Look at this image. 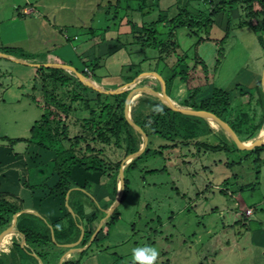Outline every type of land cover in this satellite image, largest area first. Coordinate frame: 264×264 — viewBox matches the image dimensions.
Listing matches in <instances>:
<instances>
[{
  "label": "rangeland",
  "instance_id": "1",
  "mask_svg": "<svg viewBox=\"0 0 264 264\" xmlns=\"http://www.w3.org/2000/svg\"><path fill=\"white\" fill-rule=\"evenodd\" d=\"M204 2L205 0H193L194 4H202L205 7ZM171 10L170 15L179 11L175 13L174 8ZM217 15L216 22L207 24V28L211 27L208 31H199L201 36L216 37L217 34H214L211 29H221L226 36L224 39L230 33L221 45L220 40L206 41L201 44V46L205 45L201 47L199 55L210 68L211 90L213 86L234 95L239 92L237 94L239 98L237 96L232 98L233 118L237 116V111L240 113L248 111L250 120L257 122L262 115L261 107L256 100L257 96L253 98L251 106H248L250 95L248 92H242L250 89L255 91L262 78L264 47L259 36L264 38V30L255 32L251 26L237 28L235 19L231 24L227 20L228 17L230 20L232 18L230 11L218 12ZM223 15L226 19H223ZM220 21L222 23H219ZM158 28L162 33L161 38H168L170 26H163L160 23ZM187 33L188 28L180 29L177 40L181 50H185L183 53L189 55L188 65L193 70L195 49L193 47L189 50V48L191 43L196 42L198 36L191 37ZM154 50L153 47L146 49L142 56H149ZM174 55L172 53L162 58L171 65L170 68L177 64V57ZM201 68V66L198 68L200 73ZM144 80L141 85L150 84L152 81L148 78ZM239 83L245 88L241 93L237 89ZM16 89H18L16 84L12 85L7 81L4 90L0 93L6 91L4 96L8 98L7 93H10L12 98L17 93ZM79 92L85 98L96 99V93L84 90L83 87L79 89ZM168 92H171V84ZM209 92V85L205 86L204 94ZM58 94L61 96L62 91L59 90ZM64 97L67 101L70 99L66 98L67 95ZM138 99L133 106L138 103ZM92 103L96 105L95 102ZM76 105L78 113L73 116V121L77 117H82L83 111H86L85 104L84 106ZM1 109L0 106V111ZM32 109L36 111L37 108L32 107L29 110ZM44 113V108L37 109L36 117L40 118L39 121ZM29 116L30 113H24L23 109L12 111L7 117L0 114V144H10L11 139L25 138L22 142H16V145L12 143L14 151L17 152L24 151L26 143L28 145L34 143L26 142L27 139H31L32 129L36 124L30 121ZM250 125L251 122L247 123V127ZM200 130L204 135L198 137L196 141L207 139L214 145L220 142L218 138L210 135L206 122H201ZM81 131L80 125L71 126V136ZM217 131L224 133L222 129ZM152 141L150 144L152 149H158L159 144L167 143L166 140L158 137H154ZM104 147L105 160L121 159L123 161L126 157L123 151H118L112 145H104ZM31 156L33 153L28 157L31 158ZM129 165L127 164L126 168ZM23 172L24 175L28 174ZM126 176L129 180V188L124 201L117 209L120 212L119 218L111 226L104 225L106 237L96 241L83 255H79L82 263L89 256L101 252L98 258L100 264H131L132 249L144 245L158 249L159 256L154 264H246V259L255 254L262 258L264 263V254L261 256L262 246L253 241L250 232H247L249 229H264V149L259 152L240 149L206 152L205 147L191 143L163 149V154H156L152 150L138 162L136 168L127 170ZM102 181L103 186L107 187L111 178L103 176ZM70 190L72 192L73 189ZM89 190L88 188L82 190L85 193L82 195V200L85 203L84 210L87 215L89 211H96L94 204L90 202ZM114 200L116 199L109 196L106 201L101 200L99 205L104 210L107 209L104 205L109 203L111 206ZM240 200H243L245 204ZM10 201L13 204L18 203L15 199ZM247 207L256 209L253 216H246ZM37 216L39 219L45 218L42 215ZM104 217L102 216L101 220ZM111 217L107 222L111 220ZM98 226L99 224L96 228ZM50 229L53 233L52 226ZM240 232L247 234L240 237ZM17 236L21 238L18 234ZM235 240L239 241L237 245H234ZM229 241L230 244H228ZM99 242L102 245H99ZM228 245L230 246L227 247ZM12 249V242L2 247L0 257L6 264H12V259H20L19 256L11 253ZM106 256L110 257L111 263L105 261Z\"/></svg>",
  "mask_w": 264,
  "mask_h": 264
},
{
  "label": "trees",
  "instance_id": "2",
  "mask_svg": "<svg viewBox=\"0 0 264 264\" xmlns=\"http://www.w3.org/2000/svg\"><path fill=\"white\" fill-rule=\"evenodd\" d=\"M237 1L247 5V16L250 21L245 23L251 26L255 32L263 31L264 0H235L234 3ZM219 8L215 10V13L220 12L225 7L220 6ZM162 17L160 16L156 21L144 23L142 26L137 27L136 42L141 44L142 47L157 48L165 56H170L172 53L176 55L177 64L171 68L172 72L169 75L168 83L180 77L183 82L188 84L189 96L184 105L207 109L216 113L234 128L242 140L254 138L264 126V90L261 80L255 91H247L250 95L248 106H251L253 98L257 96V103L262 110L261 119L257 122L250 120L248 111L243 113L237 111V116L233 118L234 113H231L232 98L236 97L238 93L234 95L229 91L214 87L211 95L197 101L196 97L204 91V87L211 85L209 68L200 57L198 50L202 43L213 40L210 37L201 36L199 31L207 27V24L212 23L213 19L205 13L194 15L187 9L174 18L169 19L166 14H163ZM254 20L256 22H253ZM164 21L171 28L168 38L161 40L158 37L160 35L158 25ZM181 28H188L190 35L198 36L194 44L195 67L193 70L188 65L189 55L187 53H179L180 44L177 40V35ZM259 39L264 47L263 36H259ZM224 40L219 41L220 45ZM200 66L202 67L201 73L198 70ZM38 72L43 81L42 89L45 101L42 104L37 96H33L32 99L41 108L45 109V113L43 118L34 125L31 139L26 141L34 142L41 148L55 152L54 175L58 181L53 187L48 184H40L31 188L34 190L46 189L49 191L50 196L60 195L64 200L68 191L73 189L70 205L78 216L74 217L67 207L65 208L64 217L52 222L49 219L45 221L43 220L44 218H40V220L36 214L30 212L22 213L18 216L17 228L25 235L26 241L32 250H35L37 255L44 262H47L53 256L52 250L54 248L61 249L60 251L64 253L67 248L61 247V244L71 243L79 239L81 235L80 224L84 225L86 229L85 237L81 243V246H84L94 232V230L89 229H96L101 217L105 216L104 210L99 205L101 204L100 201L92 197L96 184L103 187V190H106L112 199L117 197L118 177L122 160H105L103 157L105 152L104 145H112L118 151H123L124 156H127L140 149L143 139L142 135L130 125L125 117V100L128 92L109 95L100 93L83 85L75 75L60 68L39 67ZM82 72L88 75L84 70ZM137 75L138 73L128 76L126 81H132ZM82 87L84 90L96 93V99L92 100L83 97L82 93L79 92ZM59 90L62 91L61 96L58 94ZM241 91L243 90H240V93ZM65 95H67L66 98H70L68 101L64 99ZM138 100V103L132 108V117L147 132L149 144L145 152L134 159L125 169V172L136 168L138 162L145 155L151 153L152 150L156 154H163V149L176 148L181 145H190L191 143L205 147V151L239 150L226 137L225 133H223L221 141L215 145L207 140L196 141L198 137L204 135L203 133L201 134L200 130L201 122H206L207 128L212 131L210 125L203 118L174 111L151 95L144 94ZM92 102H95L96 105H93ZM76 104H83V106L85 104L86 111H83L82 117H77L73 121V116L78 113ZM249 122H251V125L247 127ZM76 124L80 125L82 131L71 136V126H76ZM154 137L166 140L167 143L159 144L158 149H152L150 144L153 142ZM22 140H25V138L11 139V142L16 143ZM263 149L264 146L251 150V152H259ZM81 176L87 177L82 184L77 180ZM103 176L111 178V182L107 187L102 184ZM125 178L126 189L122 202L129 188V180L127 176ZM84 188L90 189V202L94 204L96 210L90 216L84 210L85 203L82 200V195L85 194L82 191ZM75 197H77V200H75ZM9 198L15 199L18 203L15 202L13 204ZM104 207L109 208L110 204L106 203ZM23 209L24 201L21 197L11 193H0V233L11 224L12 221L10 222V219H13L14 214ZM117 209L111 220L106 223V227L111 226L119 218L120 212ZM97 222L98 224L96 225ZM49 225L54 230L55 241ZM97 240L98 238L94 242ZM32 250H25L20 242L15 239L11 253L19 256L20 259L24 257L31 258L39 264L36 257L31 255ZM84 253L83 251L80 255ZM20 259H12V264H21ZM0 264H6L1 257ZM64 264H81V259L70 258Z\"/></svg>",
  "mask_w": 264,
  "mask_h": 264
},
{
  "label": "crops",
  "instance_id": "3",
  "mask_svg": "<svg viewBox=\"0 0 264 264\" xmlns=\"http://www.w3.org/2000/svg\"><path fill=\"white\" fill-rule=\"evenodd\" d=\"M225 1L224 3V0H205L206 6L203 7L202 4H194L193 0H0V52L14 55L25 60L26 63H64L75 66L79 71H85V68L88 67L91 69L92 75L87 76L91 77L104 89H116L124 86L127 83L126 78L130 75L133 76L138 73L136 76L138 77L142 73L155 71L165 78L167 92L171 84V92H168L171 99L175 103L184 105L189 96L186 82H183L178 77L168 83L169 75L172 72L171 65L162 60L165 54H162L159 49L153 48L155 50L149 56H142L146 52V49H151V47H142L141 44L136 42L135 34L136 30H138L137 27L142 26L144 23L156 21L163 14H166L169 19L177 17L185 9L194 15H198L199 13L210 15L213 22H216L215 20L218 15L215 13V10L220 9V6H224L225 8L221 9L219 13H225V11L232 12L231 20L229 17L227 19L230 24L235 19L237 28L249 26L245 23L250 21L247 16V5L238 1L234 3L235 0ZM238 6L240 7L239 9L236 8ZM173 8L175 13L177 10L179 11L174 15H170ZM223 19H226L224 15ZM253 22L256 21L254 20ZM219 23H222V21ZM162 25L169 26L166 21ZM210 28L205 27L203 30L208 31ZM211 31L217 34L216 37L210 36L213 39L212 41L223 40L226 37L225 34L223 35L221 29H211ZM187 34L194 37L190 35L189 30ZM161 35L160 31L159 39H167H162ZM229 36L230 33L227 35V38ZM194 44L191 43L189 50L194 47ZM202 46L199 47L198 53ZM184 51L180 48L179 53L183 54ZM146 78L152 81L150 84L144 85H149L157 90L161 89V82L156 77L148 76ZM7 81L12 85L16 84L18 89H16L17 93L12 98L10 97V93H7L8 98L4 96L6 91L0 93V106L2 107L0 114L7 117L12 111L23 109L24 113H30V121L34 123L39 121L40 118L36 117V112L40 106L32 99L33 96H37L42 104L45 101L42 89L43 81L39 75L38 67L18 63L0 56V91L4 90V85ZM144 81L142 80V82ZM209 88L210 92L208 94H204L203 91L196 97V100L199 101L211 95L213 86L212 90L211 85ZM237 89L239 91L245 88L240 84ZM250 90H245V92ZM32 107H36V111L33 109L29 110ZM208 124L212 129V131H209L210 135L221 141L223 133H219L209 122ZM26 144L24 151L17 152L14 151L12 143L0 144V193H11L21 197L24 201V209L38 211L40 215L51 222L61 219L66 213L67 197L64 200L60 195L50 196L49 191L46 189L34 190L31 188L40 184H48L53 187L57 183L58 179L54 175L56 154L53 151L39 147L35 143ZM13 145H16V143ZM32 153L33 156L29 158L28 156ZM23 171L28 174L24 175ZM29 172H31L30 175ZM85 178L87 177L81 176L77 180L82 184L86 181ZM104 191L103 187L96 184L92 197L97 201H106L109 198V194L106 190ZM70 200L71 192L68 200L69 204ZM75 200H77V197H75ZM240 201L244 203L243 200ZM255 210L252 215L246 216H253ZM92 213L93 211H89L88 215L90 216ZM75 214L74 217H78L76 212ZM89 230L95 231V229ZM247 232H250L253 241L262 246V256L264 254V229H249ZM106 234V232L104 234V229H102L101 233L96 237L98 238L97 241L106 237ZM246 234L240 232L239 236L244 237ZM12 236V244L17 239L25 250H32L27 241L23 242V237L20 233H16V236L13 233L7 235L8 238H12ZM238 242V240H235L234 245H237ZM6 243L9 244L7 241ZM94 243L93 241L83 251L86 252ZM228 244H230V241ZM80 245L79 247H82ZM99 245H102V243L99 242ZM60 246L64 247L62 244ZM60 250L54 248L52 250L53 256L47 262L42 260L43 263L60 264L61 257L65 253ZM83 251L74 253L71 258H79L80 253ZM34 253L37 254L35 250H32L31 255L36 257ZM100 253L89 256L81 264H100V260L98 259ZM105 258L107 263L112 262L109 260L110 257L106 256ZM20 261L21 264H33L35 262L31 258L26 257L20 259ZM38 262L40 264L39 260ZM245 263L264 264L262 258L258 257L257 254L247 258Z\"/></svg>",
  "mask_w": 264,
  "mask_h": 264
},
{
  "label": "water",
  "instance_id": "4",
  "mask_svg": "<svg viewBox=\"0 0 264 264\" xmlns=\"http://www.w3.org/2000/svg\"><path fill=\"white\" fill-rule=\"evenodd\" d=\"M0 56L11 59L15 62L18 63H24L31 65L33 67H52V68H60L64 69L66 71L71 72L73 75H75L79 81L89 87L92 88L100 93L104 94H121L124 92H128L126 100H125V117L127 121L132 125L136 131H138L142 135L143 143L141 144V147L138 151L127 155L122 163H121V168L119 171V190L117 193V197L115 202L107 209H104L105 212V217L100 221L99 226L96 228L94 233L92 234L90 240L88 241L87 244H85L82 247H79L81 244L84 234H85V229L83 225H79L81 228V235L79 239L75 242L72 243H67V244H62V246L67 247L68 250L63 254L60 260V264H64V262L70 258L74 253L80 252L85 250L87 247H89L93 241L96 239L104 225L107 223L108 219L114 214L115 210L120 206L123 200L124 192L126 189V178H125V168L127 164H130L134 159L142 155L145 150L147 149V146L149 144V136L147 132L133 119L132 117V107H133V102L138 98L140 95L147 94L151 95L153 97H156L159 99L161 102L166 104L169 108H171L174 111L180 112L185 115H190V116H196L205 119L210 123V120H213L214 122L218 123L220 128L224 131L226 136L229 138V140L240 150L244 151H251L254 150L258 147H263L264 146V136L258 135L256 138L250 141H244L240 138L238 133L234 130V128L223 118L218 116L216 113L207 110V109H198V108H193L185 105H180L178 103H175L171 97L169 96L167 92V82L165 78L158 72L152 71V72H146L140 74L138 77L134 78L132 81L127 82L124 84V86L116 88V89H104L100 85H98L91 77L87 76L85 73L82 71H79L75 66L70 65V64H64V63H26L25 60L20 59L18 57H15L14 55L10 54H5L0 52ZM152 76L156 77L160 82H161V89L157 90L154 87H151L149 85H139L144 78ZM261 84L262 88L264 90V70L261 78ZM71 190L67 193V207L70 209V211L73 213L75 216V211L74 209L70 206L68 200H69V195H70ZM34 213L36 215H40L38 211H32L29 209H23L16 214H14L13 219L11 224L4 229L0 233V255L2 252V242L4 240V237H6L10 233H20L23 237V242H26V237L23 233L19 231L17 228V221H18V216L21 215L22 213ZM53 239L55 240V235L54 232L52 233ZM34 255L37 257V259L40 261V264H44L40 256L34 253Z\"/></svg>",
  "mask_w": 264,
  "mask_h": 264
},
{
  "label": "clouds",
  "instance_id": "5",
  "mask_svg": "<svg viewBox=\"0 0 264 264\" xmlns=\"http://www.w3.org/2000/svg\"><path fill=\"white\" fill-rule=\"evenodd\" d=\"M159 256V251L155 247L144 245L132 249L131 264H154Z\"/></svg>",
  "mask_w": 264,
  "mask_h": 264
},
{
  "label": "bare ground",
  "instance_id": "6",
  "mask_svg": "<svg viewBox=\"0 0 264 264\" xmlns=\"http://www.w3.org/2000/svg\"><path fill=\"white\" fill-rule=\"evenodd\" d=\"M210 124L215 129H221L220 126H219V124L216 123V122H214L213 120H210ZM260 135L264 136V128L261 130ZM12 233H10V234H12ZM10 234H8V235H10ZM13 234L16 236V233H13ZM3 241L4 242H2V247H6V245L8 244V243H6V241L9 242V243H11L13 241V236H12V238L4 237V240Z\"/></svg>",
  "mask_w": 264,
  "mask_h": 264
},
{
  "label": "built area",
  "instance_id": "7",
  "mask_svg": "<svg viewBox=\"0 0 264 264\" xmlns=\"http://www.w3.org/2000/svg\"><path fill=\"white\" fill-rule=\"evenodd\" d=\"M85 72H86L89 76L92 75V71H91V69L88 68V67L85 68ZM253 212H254V209H252V208H247V209H246V214H247V215H252Z\"/></svg>",
  "mask_w": 264,
  "mask_h": 264
}]
</instances>
